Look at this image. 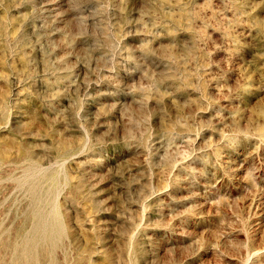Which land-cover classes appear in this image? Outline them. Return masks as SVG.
Instances as JSON below:
<instances>
[{
	"label": "rangeland",
	"instance_id": "1",
	"mask_svg": "<svg viewBox=\"0 0 264 264\" xmlns=\"http://www.w3.org/2000/svg\"><path fill=\"white\" fill-rule=\"evenodd\" d=\"M0 264H264V0H0Z\"/></svg>",
	"mask_w": 264,
	"mask_h": 264
}]
</instances>
